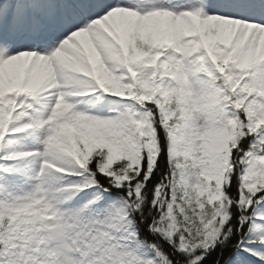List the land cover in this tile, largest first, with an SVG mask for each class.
<instances>
[{
	"label": "snow or ice",
	"instance_id": "snow-or-ice-1",
	"mask_svg": "<svg viewBox=\"0 0 264 264\" xmlns=\"http://www.w3.org/2000/svg\"><path fill=\"white\" fill-rule=\"evenodd\" d=\"M0 264H264V0H0Z\"/></svg>",
	"mask_w": 264,
	"mask_h": 264
}]
</instances>
